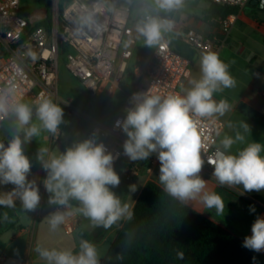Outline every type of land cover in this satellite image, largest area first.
I'll list each match as a JSON object with an SVG mask.
<instances>
[{"label": "clouds", "instance_id": "1", "mask_svg": "<svg viewBox=\"0 0 264 264\" xmlns=\"http://www.w3.org/2000/svg\"><path fill=\"white\" fill-rule=\"evenodd\" d=\"M159 11H179L184 0H153ZM83 23L91 24V16ZM173 29V21L159 15H145L137 26V32L148 46L162 43L164 34ZM33 59L35 55L32 54ZM201 78L192 80V87L185 95L133 94L135 107L126 110L117 126L126 134L123 144L124 155L129 159H148L157 154L160 162V182L165 190L181 202L199 199L206 209L224 214L225 201L216 191L207 190L199 173L205 163L202 153L207 145L199 135L198 122L222 116L231 109L226 100L216 101L214 94L221 88L235 86L228 66L215 53H206L200 61ZM35 115L40 126L33 123V109L25 103L16 102L9 106L0 97V113L9 111L16 118L17 133L5 145L0 143V184H12L14 188L0 196V206L15 207L19 199L23 208L34 210L40 203L39 188L30 181L32 165L25 155L23 145L39 136L41 128L55 134L63 121V109L50 99L40 98L36 102ZM235 135H224L218 141L208 163L213 166V176L219 185L229 188L240 187L244 192H264V144L250 142L246 134L249 125L241 122ZM243 145L232 151L233 145ZM47 157V158H46ZM47 173L44 186L50 193L49 204L68 206L76 200L78 209L95 225L105 228L131 212L127 204L111 190L120 184V176L114 170L115 157L105 145L94 139H84L56 156H49L42 148L37 154ZM136 191L135 185L130 186ZM255 211V209H251ZM61 213L51 216L50 224L55 229L64 221ZM251 235L244 238L243 246L255 252L264 251V217L257 216L251 226ZM47 264H99L96 246L81 240L80 250L58 251L37 249ZM183 259V253H177ZM255 264V258H253Z\"/></svg>", "mask_w": 264, "mask_h": 264}, {"label": "built area", "instance_id": "2", "mask_svg": "<svg viewBox=\"0 0 264 264\" xmlns=\"http://www.w3.org/2000/svg\"><path fill=\"white\" fill-rule=\"evenodd\" d=\"M51 1L54 8L61 2ZM209 1L239 8L251 0ZM22 6L23 0H0V97L9 106L16 102H29L35 109L38 99H50L69 111L70 118L74 114L79 115V111L69 100L59 95L61 58H66L69 73L90 93L101 95L109 86L115 91L130 70V61L137 45V24L145 15H159L135 12L129 4H120L119 0H71L64 4L63 14L55 17L47 27L36 25L45 18L32 21L25 17ZM88 16H91L92 23H83ZM236 20V14L232 13L220 21L221 38H210L191 29L186 33L187 43L196 51L212 53L218 44L226 42ZM175 29L173 22L171 31ZM121 50V59L117 64ZM191 65V59L181 55L164 35L162 43L155 47L151 65L133 69L126 110L135 107V93L160 95L162 98L173 94L183 95L182 87ZM261 96L264 100V92ZM10 114V111L0 113V126ZM125 116L126 112L119 114L110 125L94 122L91 134L99 137L106 150L115 157L113 166L120 161L125 162L120 177L125 182H131L140 174L150 171L159 160L155 153L148 159L135 161L124 155L123 144L127 136L117 126V121H122ZM198 129L207 145L202 153L204 166L209 175L215 178L208 157L216 147L217 137L225 129V123L216 117L203 119L198 122ZM61 130L59 126L55 134L49 133L50 143L58 142ZM75 230L74 222H66V234L72 235Z\"/></svg>", "mask_w": 264, "mask_h": 264}, {"label": "crops", "instance_id": "3", "mask_svg": "<svg viewBox=\"0 0 264 264\" xmlns=\"http://www.w3.org/2000/svg\"><path fill=\"white\" fill-rule=\"evenodd\" d=\"M141 0L137 5L136 11L150 12L165 16L172 20L176 29L165 33L171 44L177 49H181L184 55L191 59L192 65L187 80L182 87L183 95L192 87V80L201 78L200 61L206 53L199 52L191 48L186 40V33L193 29L210 38H221L220 21L208 19L205 12L211 8L212 3L209 0H184L183 7L179 11L166 13L155 8L153 0H149L153 4L151 11H145L144 2ZM234 14L237 16L235 25L225 43L218 44L212 53L219 56L220 60L228 66L230 75L235 80V86L231 88H221L214 94L216 101L226 100L231 109L224 115H217L225 123V129L217 137L216 146L219 139L224 135H235L237 131H243L239 125L244 122L249 125L250 132L246 134L247 140L264 144V100L261 93L264 92V7L252 4V0L245 6L235 8ZM135 36L137 45L134 48V56L130 61V70L125 75L123 82L115 91L106 89L111 98L117 97L119 90L123 89V83L128 80V89L132 84L131 73L136 66L143 68L151 65L153 61V53L155 46H148L144 42V38L137 32L135 28ZM121 52L118 54L119 63ZM69 72V71H68ZM59 77V71H58ZM104 92V93H105ZM64 98L63 94H59ZM29 106H33L29 102H25ZM95 121L83 122L81 127L83 132H76L80 141L88 138L96 139L91 134V129ZM90 128V132L89 131ZM17 133L16 118L11 113L6 121L0 126V140L10 141ZM49 133L45 139H49ZM71 136V135H70ZM70 136L67 141L69 143ZM101 143V142H100ZM243 145L237 143L233 145L232 151H236ZM58 154V152H56ZM54 156V153H53ZM160 162H158L148 172H144L137 176L130 183L135 185L136 191L123 189L121 183H129L120 181L117 187H111V190L121 200L122 204H127L130 212L134 209L136 202L148 182H154L165 190L164 185L160 182ZM118 175L120 174L116 171ZM47 175V173H46ZM44 176V180L46 179ZM205 180L207 190L216 191L225 201L224 214H217L214 210L206 209L199 199L183 202L189 208L201 214L211 222L215 223L234 237L244 242L246 236H250L251 226L257 216L264 217V192H244L240 187L229 188L217 183L215 178L209 175L206 167L203 165L199 173ZM120 176V175H119ZM40 203L32 210L28 211L21 205L18 213V227L13 229H5L0 235V264H47V261L40 257L37 249H56L58 251L71 250L78 253L80 250L81 237L79 232L86 230L91 241L98 250L101 246L115 239L119 229H121L128 216H123L111 227L105 228L101 226L97 230V236L92 235L90 230L91 220L78 211L75 205L58 206L49 204L50 193L45 189L44 182L39 187ZM12 189L0 193L3 196ZM166 191V190H165ZM167 192V191H166ZM16 203H21L19 199ZM255 209L252 211L251 209ZM64 215V221L55 229L50 224V218L56 213ZM83 221L79 227V219ZM26 224L23 225V221ZM72 221L76 225L75 233L79 238H72L65 232V224ZM17 231L15 232V230ZM110 248V246H109ZM107 251L98 253L99 264H102L106 258ZM105 250V249H104ZM264 255V251L260 252Z\"/></svg>", "mask_w": 264, "mask_h": 264}, {"label": "trees", "instance_id": "4", "mask_svg": "<svg viewBox=\"0 0 264 264\" xmlns=\"http://www.w3.org/2000/svg\"><path fill=\"white\" fill-rule=\"evenodd\" d=\"M64 4L71 0H60ZM141 0H119L135 11ZM45 5L50 0H38ZM60 2V3H61ZM235 8L212 3L205 12L208 19L221 21ZM63 14V10L61 11ZM51 17L36 25L49 27ZM181 55L185 56L181 49ZM187 57V56H185ZM80 142L72 133L69 145ZM124 161L113 166L122 171ZM120 175V174H119ZM120 181H124L120 177ZM21 203L9 208L0 206V235L5 229L18 226ZM82 240L91 241L86 230H81ZM183 253V259L177 253ZM264 264V255L243 246V242L215 223L171 196L154 182H148L140 194L131 218L118 230L102 264Z\"/></svg>", "mask_w": 264, "mask_h": 264}, {"label": "rangeland", "instance_id": "5", "mask_svg": "<svg viewBox=\"0 0 264 264\" xmlns=\"http://www.w3.org/2000/svg\"><path fill=\"white\" fill-rule=\"evenodd\" d=\"M85 1L90 2L93 0ZM22 7V13L25 15V17L30 18L32 21H38L39 19L44 18L46 19L48 16L51 17V20L53 21L55 17L62 15L61 11L64 9V3L61 2L58 7L54 8L51 0L45 5H41L38 0H23ZM143 7L145 8V11H151L153 9V4L151 1L147 0L144 2ZM66 66L67 60L65 57H62L59 65V94H63L65 99L69 100L73 104V106L79 111V115H72L66 128L61 130L58 142L50 143V138L48 140L45 139L48 131L41 128L39 136L33 137L30 143L23 145L25 155L28 156L32 165L28 179L30 181H34L38 188L42 186L44 182V176L46 175L41 162L37 159V154L39 153L40 149H48L49 156H53V153L54 156L60 155L70 148L67 139L72 133H76L77 131H85L82 129L81 123L95 121L104 125H110L114 122L115 118L119 114L126 112L127 93L129 92L127 86L128 80L124 81L123 89L119 90L117 97L111 98L108 91L101 95H94L87 91L81 85V83L68 72ZM31 107L33 109L32 122L37 126H40V121L35 115L36 109L33 106ZM88 132H90V128ZM95 141L100 143L101 139L96 138ZM56 152H58V154ZM131 185L132 183L129 182L121 183L120 186L123 189H129ZM13 188L14 185L12 184H0V193ZM69 204L75 205L77 209L81 207L80 203L76 200H70ZM82 221L83 219L80 217L78 231ZM24 223L26 224L25 220L23 221V225H25ZM89 226L90 230H92V235L94 237L97 236V230H99L101 226L95 225L92 221ZM16 231L17 229L15 232ZM72 238H79L78 234L75 233L72 235ZM109 246L110 245L106 243L105 245L101 246L99 250L97 246L96 248L99 253L102 251H107Z\"/></svg>", "mask_w": 264, "mask_h": 264}, {"label": "water", "instance_id": "6", "mask_svg": "<svg viewBox=\"0 0 264 264\" xmlns=\"http://www.w3.org/2000/svg\"><path fill=\"white\" fill-rule=\"evenodd\" d=\"M252 4H257L260 7H264V0H252ZM62 109H63V121L59 126L60 128L65 129L70 120V113L65 108ZM0 143H4L5 145H7L8 141L0 140Z\"/></svg>", "mask_w": 264, "mask_h": 264}]
</instances>
